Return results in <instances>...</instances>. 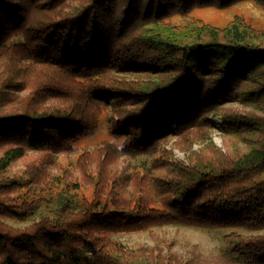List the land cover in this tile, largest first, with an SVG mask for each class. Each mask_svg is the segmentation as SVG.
<instances>
[{
  "label": "trees",
  "instance_id": "1",
  "mask_svg": "<svg viewBox=\"0 0 264 264\" xmlns=\"http://www.w3.org/2000/svg\"><path fill=\"white\" fill-rule=\"evenodd\" d=\"M241 1L0 0V264H264V32L191 16ZM104 121L134 156L180 136L187 161L163 160L158 203L107 192L100 177L77 196L3 176L28 150H77ZM211 127L248 148L224 152ZM202 129L209 143L191 152ZM164 225L229 233L211 258L113 237Z\"/></svg>",
  "mask_w": 264,
  "mask_h": 264
},
{
  "label": "rangeland",
  "instance_id": "2",
  "mask_svg": "<svg viewBox=\"0 0 264 264\" xmlns=\"http://www.w3.org/2000/svg\"><path fill=\"white\" fill-rule=\"evenodd\" d=\"M191 16L198 22L218 28H225L240 18L255 30L264 32V9L253 0L237 2L225 8H196L191 12ZM178 19L175 17V20ZM223 106L240 112L244 109L247 111L253 109L246 103H226ZM110 113L116 117L115 112L110 111ZM210 120H213L217 125L222 124L221 120L214 116H211ZM108 124L107 121H104L96 135L90 137L72 152L28 150L24 157L8 167L3 176L8 179L15 176H29L31 180H40L42 187L53 186L60 189L63 185H69L71 194L77 196L88 195L94 178L100 177L104 180V189L107 192L116 190L128 198L144 196L151 202L158 203L160 191L156 185L170 176V169L163 160L172 161V156L168 154L171 152L174 160L187 161V155L176 145L178 141H182L180 136L169 135L154 152L134 156L121 151L122 140L112 134ZM208 133L215 145L224 152L232 150L236 146L245 150L248 148L241 137L229 135L220 129L211 127ZM208 133H204L203 129L200 130L196 138L198 141L187 144V146L191 144V152L205 149L209 141L200 142L199 140H203L208 136ZM186 139L183 138L185 141ZM84 150L87 153L85 152L86 154L82 157L80 154ZM212 150L207 148L205 152ZM3 152L4 150L0 149V156ZM1 178L2 176H0V180ZM6 222L17 227L30 225V223H17L13 220H6ZM225 233L227 234L229 231H210L195 227L164 225L146 231L137 230L136 232L114 234L113 237L128 246H148L165 254L173 253L178 257L197 254L200 258H211L219 253Z\"/></svg>",
  "mask_w": 264,
  "mask_h": 264
}]
</instances>
